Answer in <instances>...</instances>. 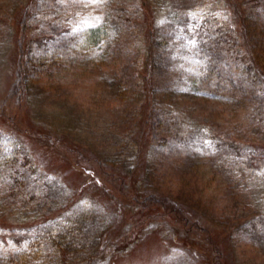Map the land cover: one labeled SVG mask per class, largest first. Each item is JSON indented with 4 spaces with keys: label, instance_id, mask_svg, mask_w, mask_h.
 <instances>
[{
    "label": "rangeland",
    "instance_id": "obj_1",
    "mask_svg": "<svg viewBox=\"0 0 264 264\" xmlns=\"http://www.w3.org/2000/svg\"><path fill=\"white\" fill-rule=\"evenodd\" d=\"M26 1L0 0V104L13 78L18 18ZM169 1L149 0L153 26L172 13ZM208 1L188 16L204 18L206 12L221 9L219 0ZM107 6L108 0H66L59 9L37 11L36 18L57 16L69 25L90 26L105 17ZM195 32L175 38L180 51L171 52L168 68L158 65L163 75L174 71L173 61L187 68L184 57L204 56ZM144 43L137 41V53ZM73 67L69 75L60 73L67 76L59 83L46 79L39 85L30 79L26 85L17 127L34 159L39 188L26 191L14 204L2 195L1 188L7 187L0 180V250L22 245L45 227L56 228L52 214L61 218L71 206L78 215L88 208L90 219L80 228L78 252L69 264L82 262L103 242L108 248L97 264H264V105L247 112L237 109L246 97L223 73L203 87L161 78L152 90L161 121L178 120L184 126V142L194 161L182 169L164 162L157 169L154 157L136 160L133 147L124 146L139 138L142 97L133 98L131 92L125 94L127 103L116 98L124 89L109 74V66ZM3 125L9 130L0 117ZM132 127V133L123 134ZM227 127L238 147L225 145L230 141L224 138ZM149 137L146 130L142 139L148 143ZM12 181L8 178L6 184ZM149 193L178 198L182 214L166 212L159 203L143 208L139 202Z\"/></svg>",
    "mask_w": 264,
    "mask_h": 264
},
{
    "label": "trees",
    "instance_id": "obj_2",
    "mask_svg": "<svg viewBox=\"0 0 264 264\" xmlns=\"http://www.w3.org/2000/svg\"><path fill=\"white\" fill-rule=\"evenodd\" d=\"M65 1L27 0L18 18L13 78L0 104V117L10 126L9 130H4L5 125L0 126V180L2 186L7 187L1 189H5L2 195L5 194L9 202L15 204L26 191L35 193L39 188L34 159L25 149L23 135L19 134L17 127V112L25 104L26 85L30 79L39 85L46 79L51 82L56 79L59 83L69 75L71 64H74L73 68L109 66V74L117 80L120 90L124 89V94L118 92L116 98L127 103L125 94L132 92L133 98L142 97L145 104L144 111L140 112L139 138L124 142V146L133 147L136 160L154 157L157 169L164 162L175 163L182 169L192 164L193 159L190 147L184 142V126L178 120L161 121L160 108L154 102L158 98L154 91L161 78L165 80L169 76L174 83L186 81L203 87L223 73L238 83L241 95L246 97L238 103L237 109L247 112L251 107L264 105V0H219L221 9L206 12L204 18L191 13V19L189 12L209 4L208 0H170L172 13L155 21V26L151 23L149 0H108L105 17L90 26L69 25L57 16L36 18L37 11L59 9ZM34 19L38 22L35 23ZM192 29L196 30L195 37L204 56L200 59L190 54L184 57L187 68L173 61L175 66L170 69L174 71L163 75V69H158V65L163 67L164 64L168 68L172 64L171 52L180 51L175 38ZM140 39H144V48L137 53L139 48L136 49L135 44ZM8 108L12 112H7ZM133 130V127L131 131L123 130V134H130ZM146 130L150 135L148 143L142 139ZM224 133V138H230L225 145L239 146L231 128L227 127ZM174 171L184 175L179 170ZM8 178L13 179L11 185L6 184ZM139 203L143 208L148 207L146 204L159 203L166 212L177 216L183 211L175 197L149 193ZM87 211L88 208H84L78 215L69 206L59 214L61 218L52 214L51 222L56 223V228L45 227L27 237L22 245L1 249L0 264H69L78 252L80 228L90 219ZM67 214L69 219L64 217ZM180 218L187 220L186 216ZM193 223L194 227L205 231L204 226ZM105 245L103 242L96 246L87 258L75 264H97L103 250L108 248ZM192 255L195 257L196 252L193 251Z\"/></svg>",
    "mask_w": 264,
    "mask_h": 264
},
{
    "label": "snow or ice",
    "instance_id": "obj_3",
    "mask_svg": "<svg viewBox=\"0 0 264 264\" xmlns=\"http://www.w3.org/2000/svg\"><path fill=\"white\" fill-rule=\"evenodd\" d=\"M92 2H95V0H92Z\"/></svg>",
    "mask_w": 264,
    "mask_h": 264
}]
</instances>
